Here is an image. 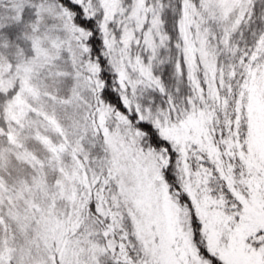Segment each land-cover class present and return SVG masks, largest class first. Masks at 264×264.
I'll list each match as a JSON object with an SVG mask.
<instances>
[{
  "label": "rangeland",
  "instance_id": "374dc122",
  "mask_svg": "<svg viewBox=\"0 0 264 264\" xmlns=\"http://www.w3.org/2000/svg\"><path fill=\"white\" fill-rule=\"evenodd\" d=\"M71 1L84 24L60 0H0V264H212L199 241L225 264H264L254 0H181L177 48L160 0ZM97 30L125 111L101 95ZM238 52L257 59L239 104L222 92Z\"/></svg>",
  "mask_w": 264,
  "mask_h": 264
},
{
  "label": "trees",
  "instance_id": "16d2710c",
  "mask_svg": "<svg viewBox=\"0 0 264 264\" xmlns=\"http://www.w3.org/2000/svg\"><path fill=\"white\" fill-rule=\"evenodd\" d=\"M60 1H62L66 5L68 4L71 7L74 20L76 22H78L81 25L87 22V20L84 19L85 11L82 5L78 3H74L71 0H60ZM254 2H255V8L257 5H260V6L256 8L258 9V13H256V9L254 8V12L256 15H252L253 17L251 21L253 22V26L256 27V30H259L257 32L260 33L261 38H264V0H254ZM160 3L163 8V20H164L165 30L169 34L172 47L176 45V48H177V42L178 44H180L179 21H180V16H181V11H182L181 10L182 2L181 0H160ZM91 21L93 20L91 19ZM251 21H250V24H251ZM95 25L97 26L96 21H95L94 26ZM98 32L99 31L97 30V33L91 36V38L89 39V44L92 49L91 56L93 58L98 59L100 63V77L104 83L102 91H101V95L105 100L109 101L113 105H116L117 107L125 111L120 94L115 88V81H114L115 74H113L111 71V66L108 63V59L104 57L101 53L102 52L101 51L102 41L99 37H97ZM236 37L237 35L234 36V40ZM242 39H243V36H242ZM255 44L256 42H253L251 46ZM256 63H257V59L250 58L249 56L243 55V52H238L235 56H233L232 58H229V65L227 64L225 67L227 75L225 77L222 92L224 95H229L231 97L230 101H233V102L237 101L238 103L240 98L244 96L245 94L244 93V90H245L244 80L247 75V71L252 65L254 66ZM174 65L175 63L171 64L169 62L164 69L165 75L162 76L163 77L162 79L165 82V86H168V85L172 86V90H174L175 87H177L176 84H178V78L179 79L183 78V74L181 72L178 73L179 70L175 71V69H173ZM202 82L203 80H201V75H200L198 78L197 85H196L197 89L199 85H202ZM185 85H189V84L185 83ZM188 90H190V85L188 87ZM238 104L236 105L237 110L239 109ZM228 111H229V108H228ZM235 113H236V110H233L231 114L235 115ZM240 120L242 121V124H243L244 119L240 117ZM138 127L141 128L146 133L149 144H151L152 146H155V147H159L162 145L168 146L167 141L161 138L158 131L151 124L147 122H141V123L139 122ZM243 131L246 132L245 128ZM167 176L172 186L175 187V182L177 180H175L172 174L171 176L170 175H167ZM192 217H194L195 223L198 224L197 219H196V217L198 216L197 214H194L193 211H192ZM199 245L201 248H203L202 250L205 251V254L210 258L212 264H225L222 259L218 258L217 256L213 254L208 253L204 242L199 241Z\"/></svg>",
  "mask_w": 264,
  "mask_h": 264
}]
</instances>
